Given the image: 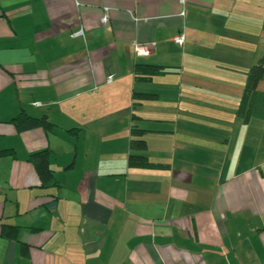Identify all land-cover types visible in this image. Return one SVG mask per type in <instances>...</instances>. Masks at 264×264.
<instances>
[{
    "label": "crops",
    "instance_id": "obj_1",
    "mask_svg": "<svg viewBox=\"0 0 264 264\" xmlns=\"http://www.w3.org/2000/svg\"><path fill=\"white\" fill-rule=\"evenodd\" d=\"M263 58L264 0H0V264H264Z\"/></svg>",
    "mask_w": 264,
    "mask_h": 264
},
{
    "label": "trees",
    "instance_id": "obj_2",
    "mask_svg": "<svg viewBox=\"0 0 264 264\" xmlns=\"http://www.w3.org/2000/svg\"><path fill=\"white\" fill-rule=\"evenodd\" d=\"M137 73L143 72L145 74H154L162 72L163 69L160 66H152V65H137L136 69ZM264 77V58L253 65L248 72L247 76V91L255 90L258 82ZM136 98L138 99H150L154 97L153 94H142L135 93ZM243 107V106H242ZM16 126L18 130L24 131L27 129H32L36 126L43 125L45 128H49L51 124L43 119H34L30 118L26 115L18 116L15 119ZM142 130L134 129L133 133L138 135ZM130 153L128 154V164L135 166H148L149 162L147 161L146 156L144 155V151L146 149V142L142 138H133L130 141ZM29 160L34 164L36 171L38 172L40 178L46 182L51 179L52 174L51 170L48 166V161L46 158L45 151H39L31 154L29 156ZM3 235L8 238H13L17 234V228L15 226H5L2 229Z\"/></svg>",
    "mask_w": 264,
    "mask_h": 264
},
{
    "label": "built area",
    "instance_id": "obj_3",
    "mask_svg": "<svg viewBox=\"0 0 264 264\" xmlns=\"http://www.w3.org/2000/svg\"><path fill=\"white\" fill-rule=\"evenodd\" d=\"M182 4H185V0H179ZM109 21V15L107 12V8L105 9V13L103 14L101 18L102 23H107ZM83 30L79 29L78 31L74 32V36L82 35ZM185 40V35L183 32L179 33L175 37V42L177 44H183ZM133 48L136 56H147L154 52V44H140L138 42L133 43ZM112 78H108V81H111Z\"/></svg>",
    "mask_w": 264,
    "mask_h": 264
}]
</instances>
